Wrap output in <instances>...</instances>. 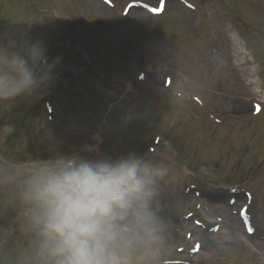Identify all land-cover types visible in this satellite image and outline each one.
Instances as JSON below:
<instances>
[{
    "label": "rangeland",
    "instance_id": "obj_1",
    "mask_svg": "<svg viewBox=\"0 0 264 264\" xmlns=\"http://www.w3.org/2000/svg\"><path fill=\"white\" fill-rule=\"evenodd\" d=\"M111 1L0 0V32L34 21L29 35L60 58L38 98L0 102V154L46 155L49 136L61 152L99 149L106 133L117 143L100 151L168 166L170 251L189 264H264V0H175L159 17ZM21 209L0 190L1 222ZM25 229L0 241V264H16L21 248L5 251L26 245Z\"/></svg>",
    "mask_w": 264,
    "mask_h": 264
},
{
    "label": "clouds",
    "instance_id": "obj_2",
    "mask_svg": "<svg viewBox=\"0 0 264 264\" xmlns=\"http://www.w3.org/2000/svg\"><path fill=\"white\" fill-rule=\"evenodd\" d=\"M0 32V102L31 99L55 82L42 37ZM15 26V25H13ZM46 155H0V190L19 201L28 240L16 264H189L170 251L169 168L148 153L84 144Z\"/></svg>",
    "mask_w": 264,
    "mask_h": 264
},
{
    "label": "bare ground",
    "instance_id": "obj_3",
    "mask_svg": "<svg viewBox=\"0 0 264 264\" xmlns=\"http://www.w3.org/2000/svg\"><path fill=\"white\" fill-rule=\"evenodd\" d=\"M169 2H171V1H169ZM237 113H241V112H237ZM205 246H206V244H205Z\"/></svg>",
    "mask_w": 264,
    "mask_h": 264
}]
</instances>
